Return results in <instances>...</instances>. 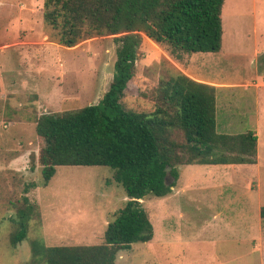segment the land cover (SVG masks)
Listing matches in <instances>:
<instances>
[{"label":"rangeland","instance_id":"obj_1","mask_svg":"<svg viewBox=\"0 0 264 264\" xmlns=\"http://www.w3.org/2000/svg\"><path fill=\"white\" fill-rule=\"evenodd\" d=\"M43 2L0 0V264H35L31 241L101 243L127 198L104 165L57 166L43 185L36 119L98 102L115 61L113 36L74 47L55 42L43 22ZM220 18L218 52L184 53L178 60L142 36L136 73L121 102L148 113L158 80L182 68L223 84L217 87L216 130H254L256 163L177 166L168 195L140 200L152 239L119 251L117 264H264V88L238 85L257 75L264 81V0H223ZM22 229L25 238L12 244Z\"/></svg>","mask_w":264,"mask_h":264},{"label":"trees","instance_id":"obj_2","mask_svg":"<svg viewBox=\"0 0 264 264\" xmlns=\"http://www.w3.org/2000/svg\"><path fill=\"white\" fill-rule=\"evenodd\" d=\"M223 0H44L43 22L64 47L94 37L113 36L114 73L98 102L35 121L43 185L57 166L112 169L126 195L107 222L99 244L54 245L31 241L35 264H117L119 251L153 237L145 196L163 197L178 179L177 166L254 164L257 135L216 130L215 86L182 72L160 78L153 108L135 111L121 102L136 73L142 36L178 60L184 53L221 48ZM31 168H33L31 166ZM167 176L173 181L167 182ZM264 220V205L259 209ZM26 230L11 237L15 244Z\"/></svg>","mask_w":264,"mask_h":264},{"label":"crops","instance_id":"obj_3","mask_svg":"<svg viewBox=\"0 0 264 264\" xmlns=\"http://www.w3.org/2000/svg\"><path fill=\"white\" fill-rule=\"evenodd\" d=\"M182 68V72L185 73L186 75H188L189 77L197 80V81H200V82H203V83H206V84H210V85H213L215 86V100H216V104H217V87L220 86V85H223V84H219V83H216L214 81H211V80H207V79H201V78H197L195 76H191V74L189 75V73L187 72L186 69ZM257 80L254 82V81H246L245 84L242 83V84H238V85H243V87H248V86H253L256 88L257 91H261L262 88H264V81L262 82V80L260 79L261 76L260 75H257ZM261 88V89H260ZM256 133V132H255Z\"/></svg>","mask_w":264,"mask_h":264}]
</instances>
